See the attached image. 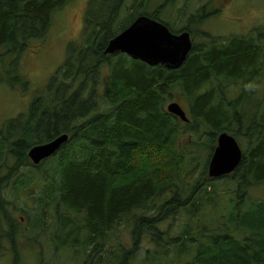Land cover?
Wrapping results in <instances>:
<instances>
[{
    "label": "trees",
    "instance_id": "obj_1",
    "mask_svg": "<svg viewBox=\"0 0 264 264\" xmlns=\"http://www.w3.org/2000/svg\"><path fill=\"white\" fill-rule=\"evenodd\" d=\"M71 1L0 0V83L26 90L20 54L31 41L43 42L53 14ZM137 1L134 12L115 26L124 0H89L81 39L67 46L44 93L34 97L26 116L0 129V247L8 242L17 261L21 244H28L4 192L10 186L22 192L34 182L41 194L28 229L34 238L46 234L44 218L52 209L54 230L48 238L57 252L84 253L91 264H132L161 247L163 257L149 261L264 264V199L248 193L264 188V98L255 107L249 102L250 85L264 75V28L225 39L204 34L207 43L193 42L176 70L120 53L104 55L108 42L140 16L192 39L189 28L173 31L145 11L144 0ZM104 68L107 78L99 94L96 79ZM230 86L238 87L234 99L222 90ZM183 100L187 123L167 112L169 103L182 107ZM224 132L241 147V160L230 175L210 178L209 158ZM201 134L207 156L199 177L188 184L184 167L196 159L184 150L198 145ZM62 135L67 141L55 155L37 166L30 162L31 148ZM185 135L192 142L185 140L181 148ZM164 194L167 198L156 204ZM122 226L129 228L131 247L120 255L106 251Z\"/></svg>",
    "mask_w": 264,
    "mask_h": 264
},
{
    "label": "rangeland",
    "instance_id": "obj_2",
    "mask_svg": "<svg viewBox=\"0 0 264 264\" xmlns=\"http://www.w3.org/2000/svg\"><path fill=\"white\" fill-rule=\"evenodd\" d=\"M88 2L89 0H72L63 9L56 11L52 16L51 25L43 42L31 41L28 49L20 54L18 60L19 74L23 76L28 85L26 90L23 91L21 88L12 89L8 84L0 83V129L9 120L26 116L34 97L44 93L50 78L65 61L67 46L71 43H77L81 39ZM206 3L209 4L205 5ZM134 4L138 5V1L124 0V5L117 15L118 23H115V26H119L126 20L125 18L130 15V12L131 14L134 12L132 8ZM144 7L148 14H157L162 22L168 23L173 31L180 32L185 27L189 28L193 33L192 40L197 46L207 43L208 37L204 34H208L213 38L225 39L231 36H245L253 29L264 28V0H144ZM192 16L198 17L189 23L188 19ZM8 65V60H6L3 66L8 68ZM100 73L98 79H96L98 84L96 89L99 94L103 90L107 70L105 68L101 69ZM250 86L249 102L250 106L255 107L253 105H257L264 98V75L257 83ZM222 90L229 99H234L238 95L237 86L222 88ZM182 107L189 117L187 103L184 100ZM191 137L187 135L181 137V148L186 146L185 140L188 139L187 142H192L190 141ZM196 141L198 145L188 146L187 150H184L186 154L188 153V158L196 159L190 164V167H184L188 184L199 177L202 172L204 158L207 156V153L200 146V144L206 143V136L201 134ZM25 174L29 175V171L27 170ZM230 188L234 189L233 186H230ZM40 190L41 187L34 184V182L33 185L30 183L27 189L22 192L16 193L11 186L5 190L4 195L10 203L9 210L20 220L21 230L24 236H28L30 240L28 244H21L17 261H15L11 245L3 241L0 264H91L89 260L87 261V255L84 253H75L64 249L58 252L55 250L48 238L54 230V220L52 219L54 211L52 209L47 211L44 218L48 226L46 234L41 233L34 238V233L28 227L31 225L33 210L36 207L34 199L40 196ZM248 193L251 196L264 199L263 187L251 188ZM230 197L234 198L235 195L230 194ZM166 198L167 195L164 194L155 203L160 204ZM208 209L210 208L208 207ZM177 223L179 225V222ZM120 229L119 232L122 231L121 236H115V234L111 236L109 246L106 249V251L111 249V252L117 255L122 248L127 250L131 247L129 228L122 226ZM118 240L124 244H118ZM144 247L150 248L149 244L144 245ZM150 249L153 251L142 255L143 260L147 262L141 261L140 257H137L132 264H154L155 260H149L163 257L161 247ZM121 260H119V263H121ZM115 262L117 263L116 260ZM104 264H109V261L107 260Z\"/></svg>",
    "mask_w": 264,
    "mask_h": 264
},
{
    "label": "water",
    "instance_id": "obj_3",
    "mask_svg": "<svg viewBox=\"0 0 264 264\" xmlns=\"http://www.w3.org/2000/svg\"><path fill=\"white\" fill-rule=\"evenodd\" d=\"M192 45L188 32L173 34L162 23L140 16L110 40L103 53H122L148 66L162 65L169 70H176L186 60ZM167 112L184 123L189 121L176 102L168 104ZM66 141L67 136L62 135L49 143L35 146L29 150L28 158L33 165H39L54 155ZM241 156L242 150L237 141L229 134L221 133L208 163V176L219 178L229 175L238 166Z\"/></svg>",
    "mask_w": 264,
    "mask_h": 264
}]
</instances>
